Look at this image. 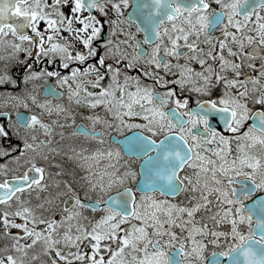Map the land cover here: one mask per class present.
I'll list each match as a JSON object with an SVG mask.
<instances>
[{
  "label": "snow or ice",
  "instance_id": "1",
  "mask_svg": "<svg viewBox=\"0 0 264 264\" xmlns=\"http://www.w3.org/2000/svg\"><path fill=\"white\" fill-rule=\"evenodd\" d=\"M110 12L117 39L94 46L105 26L94 13ZM57 60L68 75L43 66ZM0 61H15L25 84L56 77L69 104H53L62 94L51 86L43 100L35 89L7 97L27 110L16 113L26 135L0 144L14 165L0 164L10 239L0 264H264V110L249 106L264 109V0H0ZM9 83L0 71V85ZM71 105L91 113L87 124ZM53 114L65 123L45 122ZM57 128L98 145L71 149L84 195L65 183L59 218L44 215L53 197L35 208L30 199L49 188L40 162L59 154Z\"/></svg>",
  "mask_w": 264,
  "mask_h": 264
},
{
  "label": "flooded vegetation",
  "instance_id": "2",
  "mask_svg": "<svg viewBox=\"0 0 264 264\" xmlns=\"http://www.w3.org/2000/svg\"><path fill=\"white\" fill-rule=\"evenodd\" d=\"M49 3H51V0H49ZM213 7H216L213 5ZM65 12H67V9H64ZM131 8L127 9L125 12V15H127V12H130ZM95 15L98 16V18L101 20L102 23H104V30L101 33L100 40L94 41V46L97 44H101L102 42L106 41L107 39L111 38L113 40H116L117 37H112V27L109 23L106 21L110 19H115L114 14L111 12L109 13V17H103L99 13H94ZM84 15H87V13H84ZM75 27H79V25H74ZM44 25L41 23V28H43ZM125 28L127 27L126 25L124 26ZM133 32L135 31L134 27L131 29ZM65 36H67V33H64ZM215 35H220L219 32H216ZM119 39H123V37H119ZM64 41L61 40V43ZM74 50L75 51H81L82 50V45L78 42H74ZM101 51H103V48H101ZM129 51H131L129 49ZM99 56V53H98ZM20 59L24 58V54H20ZM31 62V61H29ZM95 61H90V63H94ZM111 62V61H108ZM59 60L56 61L55 64L49 65L47 61L44 62V67H47L49 71H58L62 75H68L69 70L63 69L59 66ZM257 65H259V60L255 61ZM76 65H73L75 67ZM40 65H35L34 70L36 68H39ZM198 67V66H197ZM6 70L8 74L16 81V85L12 84H4L0 85V126H3L6 131L9 132V138L7 139H0V144H3L5 146L8 145H15V144H22V140L20 137L26 135L25 130L19 129L18 126H16V113L17 112H26L27 110L24 109L22 106H20L16 101L7 99V97L10 96H19L21 98H24L31 92L33 89H35V92L39 94V98L43 100L45 98V88L47 86H51L55 88L58 92L62 94L61 98L59 100H53V104L60 103L65 105L66 107H69L68 100H67V86L61 87L58 82L56 77H51V78H45L42 80H37L33 82H29L28 84H25L23 82V73L22 69H20L15 61L13 62H8V61H0V71ZM245 72H247L250 75H255L256 73H252L250 69L245 68ZM130 76H136L138 75L136 70H130L127 73ZM109 81L106 78L105 81H103V84H107ZM146 83H150V81H145ZM117 95H119L117 93ZM29 107L32 109L33 112L39 113V109H35L30 106V101H28ZM194 106V105H191ZM251 108H253V111H258V110H264L260 105H254L250 104L249 105ZM71 110L73 112V115L76 117V123L77 124H87L88 121L81 119L82 115H88L91 114L88 111H86L83 108H76L75 105H71ZM97 112L100 114H103V109H97ZM45 122H51L52 120H60L61 123H65L63 117H58L55 114H53L51 117L45 115L43 117ZM70 123V121H67ZM252 121H249V124H251ZM248 125H245V128ZM57 133L59 131H64L65 132V138L61 139L59 135L54 134L52 138V147L58 148L59 149V154L57 153H49L48 161H41L40 163L43 164V166L46 168V182L49 184V188L46 192H41L39 193V199H37V194L33 193L32 196L30 197L31 199V204L35 208V206L44 200L46 197H53L54 198V203L50 205L49 207L51 208V211H46L44 212L45 216H55L56 218H59L60 216V209L63 207V204L61 201L66 200L67 196L62 195V193L65 191V183L71 184L75 189L81 192V196L83 197L84 193L81 190V177L85 175L86 173L81 167V164L83 161L77 160L75 158H69L73 156V153L71 152V149H76L77 152L81 151L82 149H86L87 151L85 154H89L93 151L96 150L97 144L96 142L86 140L83 137H73L71 136V129H59L57 128ZM17 132H19V136L17 135ZM129 134V133H128ZM38 139H44L45 137L43 136L42 133L37 134ZM112 135H117L115 131L113 130ZM108 137H106V140ZM13 155H16V153H13ZM139 161L134 162V166L138 167L139 166ZM0 164H9L10 167H13L14 165H11L10 161L8 158H0ZM47 173H51V177L47 175ZM57 173H60V175H56ZM59 183V188L56 187V184ZM60 193L61 195H57ZM186 194H182L180 197H177L176 202H179L184 199V196ZM90 200H94L95 196L94 194H89ZM25 198H29L27 194H25ZM3 207V206H0ZM37 214L39 215L40 212L37 210ZM86 216L89 218L93 217H98L99 213H93L90 210L85 211L84 213ZM17 223H22L19 218H17ZM229 226L228 225H223L222 230H226ZM11 232L13 234H22L21 230L19 229H11ZM5 246H10V239L5 238L2 235V225H0V250H3ZM5 255L7 253H4ZM42 261L47 260L46 257H41Z\"/></svg>",
  "mask_w": 264,
  "mask_h": 264
},
{
  "label": "rangeland",
  "instance_id": "3",
  "mask_svg": "<svg viewBox=\"0 0 264 264\" xmlns=\"http://www.w3.org/2000/svg\"><path fill=\"white\" fill-rule=\"evenodd\" d=\"M36 94H37V95H38V97H39V94H38V93H36ZM30 106H31V107H33V108H35V107H34V106H32L31 104H30ZM35 109H36V108H35Z\"/></svg>",
  "mask_w": 264,
  "mask_h": 264
}]
</instances>
